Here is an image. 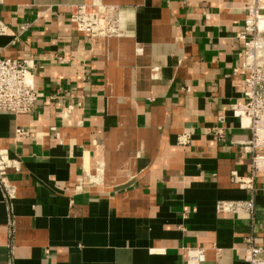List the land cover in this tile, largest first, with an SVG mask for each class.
<instances>
[{
    "label": "crops",
    "instance_id": "1",
    "mask_svg": "<svg viewBox=\"0 0 264 264\" xmlns=\"http://www.w3.org/2000/svg\"><path fill=\"white\" fill-rule=\"evenodd\" d=\"M248 1L0 3V57L40 66L41 93L29 113L0 112V149L21 160L11 197L0 187V264H247L245 239L264 245V171L253 189L231 182L249 173L250 130L230 107ZM79 3L117 5L121 35L77 31ZM220 115L224 141L208 133ZM249 198L253 214L215 210Z\"/></svg>",
    "mask_w": 264,
    "mask_h": 264
},
{
    "label": "built area",
    "instance_id": "2",
    "mask_svg": "<svg viewBox=\"0 0 264 264\" xmlns=\"http://www.w3.org/2000/svg\"><path fill=\"white\" fill-rule=\"evenodd\" d=\"M3 0H0V3ZM69 21L79 32H86L92 37L120 36L118 6L112 4L79 3L70 6ZM29 23L20 27L22 32ZM8 29L0 21V35L7 34ZM236 37L242 43V60L234 69L243 72L244 92L243 101L234 103L230 107L233 117L247 120L250 136L241 141L244 152L249 154L250 163L248 175L240 176L236 171L230 173L232 183L241 188L253 189V179L258 172L264 171V154L259 149L264 148V0H249L244 6V18ZM40 68L31 59L0 57V112H9L14 115L29 113L41 93L33 83L34 71ZM68 111L63 113L66 115ZM225 116L220 115L216 122L208 129L219 141L225 137ZM26 132L21 128L15 130L20 137ZM178 144L190 142V134L178 136ZM21 160L11 157L6 149H0V187L7 196L12 195L13 186L8 180V172L19 171ZM254 201L246 200H218L215 210L218 213H247L253 214ZM247 246L243 251V259L247 264H264V245H255L250 237L245 239ZM204 259V250L195 249L189 256L192 262Z\"/></svg>",
    "mask_w": 264,
    "mask_h": 264
}]
</instances>
